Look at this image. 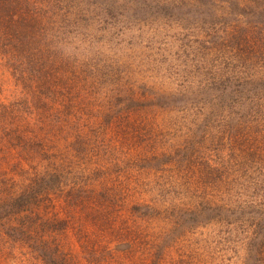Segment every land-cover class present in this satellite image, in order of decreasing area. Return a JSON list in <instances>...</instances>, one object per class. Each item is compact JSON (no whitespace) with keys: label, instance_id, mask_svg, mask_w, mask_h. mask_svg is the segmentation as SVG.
Masks as SVG:
<instances>
[{"label":"rangeland","instance_id":"rangeland-1","mask_svg":"<svg viewBox=\"0 0 264 264\" xmlns=\"http://www.w3.org/2000/svg\"><path fill=\"white\" fill-rule=\"evenodd\" d=\"M58 1L0 26V264H264V0Z\"/></svg>","mask_w":264,"mask_h":264},{"label":"trees","instance_id":"trees-1","mask_svg":"<svg viewBox=\"0 0 264 264\" xmlns=\"http://www.w3.org/2000/svg\"><path fill=\"white\" fill-rule=\"evenodd\" d=\"M8 4H12V5L8 6ZM0 9L2 11L1 15L4 16V17H0V26H8L9 24H11L14 27V31H17V33L19 34H22L24 31L35 33L33 35L26 34L31 36L29 43H27L28 46L34 47L36 40H38L39 37L42 36L48 37L47 35L48 30L43 28V25L45 27V23L40 21L39 19L45 21L46 15L54 19L57 16V12L60 10V5L58 0H0ZM39 14L41 15L39 16ZM6 17L8 18L5 19ZM7 35H12V34H8L6 32V36ZM20 43L21 42H18V44H16L17 45L16 47H18ZM53 68L54 65H52L51 68L49 69L50 73H48V76L41 77L42 74L39 70H36L37 67H31V68L26 67L23 73L25 76L28 77V79H24V81L29 82L31 86H35L37 81L40 82L43 87L45 86V88H47L46 93L43 94L45 98L47 100H50L51 102L53 101L52 103H58L57 101H59L58 100L59 95L61 94L59 88H61L63 82L61 78L55 75L56 71ZM74 82L76 84L78 83L76 81ZM37 89H40V86ZM197 175L199 182L205 180L207 177V176H203V174H197ZM192 178L193 177H190L189 182L186 181L184 183V186L186 184L190 185ZM37 183H39V180H36L35 184ZM147 207L148 210L153 214H162V211L159 209V206L155 202L151 205L149 204ZM247 207H253V203ZM145 222L149 223L151 221L149 219H146ZM175 237L176 235H172L170 241H173ZM256 246L257 244H255L253 239H251V242L248 246L250 247V256L253 254L256 255L258 254V252H260V248H256ZM151 248L156 249L158 252L160 251L159 244L156 246H152ZM153 255L155 254L153 253ZM180 263L184 264V262L182 261H180ZM153 264H160V263L155 262ZM170 264H174V261H171ZM188 264H196V263L192 261V262H188Z\"/></svg>","mask_w":264,"mask_h":264}]
</instances>
